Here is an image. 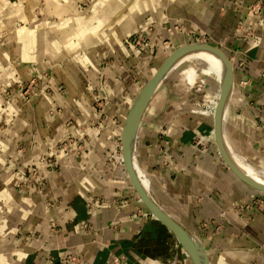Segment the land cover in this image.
<instances>
[{"label":"crops","instance_id":"obj_1","mask_svg":"<svg viewBox=\"0 0 264 264\" xmlns=\"http://www.w3.org/2000/svg\"><path fill=\"white\" fill-rule=\"evenodd\" d=\"M192 43L230 59L226 142L264 178V0H0V264H196L142 201L122 146L144 85ZM186 62L140 121V178L209 264H264V192L224 161Z\"/></svg>","mask_w":264,"mask_h":264},{"label":"water","instance_id":"obj_2","mask_svg":"<svg viewBox=\"0 0 264 264\" xmlns=\"http://www.w3.org/2000/svg\"><path fill=\"white\" fill-rule=\"evenodd\" d=\"M197 51L213 52L217 54L224 63V75L223 78L219 81L220 94L218 104L214 113L215 135L224 161L237 177L246 182L252 188L264 192V183L260 182L259 180L251 177L250 175L242 171L235 164L230 154L225 138V115L229 96L234 85V68L230 59L221 49L209 44L192 43L175 50L166 58V60L163 62L157 72L144 85L140 94L136 98L125 123V128L122 137V146L126 168L144 204L161 222H163L179 238L184 247L185 245H188L194 249V251L197 253V257H191L196 264H209L207 248L203 244V242L197 236L192 234L189 230L184 228L167 212H165L150 196L140 178L138 169H136L135 167L134 159V145L137 136V131L142 116L146 108L148 107V104L154 91L170 69H172L184 56Z\"/></svg>","mask_w":264,"mask_h":264},{"label":"bare ground","instance_id":"obj_3","mask_svg":"<svg viewBox=\"0 0 264 264\" xmlns=\"http://www.w3.org/2000/svg\"><path fill=\"white\" fill-rule=\"evenodd\" d=\"M193 59L198 60V64L200 66H197V69L191 68L186 72V79L190 84L193 85L197 82V80L200 77V74L202 73L199 71L202 68V66H203V72L207 73L208 75L215 76L216 79H218L219 81H220V79L223 78L224 63H223L222 59L217 54H215L213 52H208V51H197V52H194L191 54H187L179 62H181V61L182 62L192 61ZM206 97H208V99H209L207 101L211 102L212 109L215 113L216 106H217L218 100H219V95L217 94L213 98L210 94H208V95H206ZM231 156H232V159L234 160L235 164L242 171H244L245 173H247L251 177L259 180L260 182L264 183V178L262 176H260L259 173H257L251 167H249L248 165L243 163L238 157H236L234 155H231ZM135 167L137 169L136 162H135ZM185 247H186L185 251H187V253L190 256H193L195 258L197 257V253L194 251V249L192 247H190L188 245H185Z\"/></svg>","mask_w":264,"mask_h":264},{"label":"rangeland","instance_id":"obj_4","mask_svg":"<svg viewBox=\"0 0 264 264\" xmlns=\"http://www.w3.org/2000/svg\"><path fill=\"white\" fill-rule=\"evenodd\" d=\"M194 60V61H193ZM192 61H187L186 63H184V65L182 66V68L184 69L183 70V75H184V78L186 77V72L191 69V68H194V69H197V66H200L198 64V60L196 59H193ZM200 72H203V66L202 68L199 70ZM197 82H199V84H196ZM197 82L195 84H193V86H196L195 88L198 90V93L202 96V102L203 103H206L209 104L212 108V104L211 102L207 101L209 100L208 97H206V95L210 94L213 98L215 97V95H217V92L218 91V88L216 86V84H218V80L216 79L215 76H209V75H206L204 72L200 74V77L199 79L197 80ZM190 84V83H189ZM192 85V84H191ZM22 88H23V91H24V94H27V97L29 96V93L31 92H28L31 88V82L29 84H22ZM215 88V89H213ZM33 88H31L32 90ZM210 89V90H209ZM206 99V101H205ZM206 106V105H205ZM207 109V106L205 107V110ZM213 111V109H212ZM214 112V111H213ZM69 149L66 150V153L70 152L73 150V148H71L69 151ZM75 150H77L78 153H80V149H77L75 147Z\"/></svg>","mask_w":264,"mask_h":264},{"label":"built area","instance_id":"obj_5","mask_svg":"<svg viewBox=\"0 0 264 264\" xmlns=\"http://www.w3.org/2000/svg\"><path fill=\"white\" fill-rule=\"evenodd\" d=\"M135 45H137V46H147L148 45V43H147V41H145V40H140V39H138V40H136V42H135ZM70 147H71V145H69V147L68 148H66V150L67 149H69L70 150ZM77 149H80L81 148V146H80V144L79 145H77V147H76ZM66 150H65V152H66ZM68 150V151H69ZM41 160H42V162H44L45 161V159L44 158H41ZM48 162H49V160H47Z\"/></svg>","mask_w":264,"mask_h":264}]
</instances>
